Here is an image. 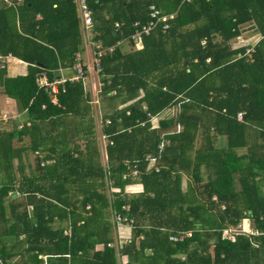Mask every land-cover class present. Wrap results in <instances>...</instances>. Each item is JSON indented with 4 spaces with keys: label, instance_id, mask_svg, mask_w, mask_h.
<instances>
[{
    "label": "trees",
    "instance_id": "trees-1",
    "mask_svg": "<svg viewBox=\"0 0 264 264\" xmlns=\"http://www.w3.org/2000/svg\"><path fill=\"white\" fill-rule=\"evenodd\" d=\"M85 2L102 48L128 40L149 6L174 17L141 36L140 50L100 58L101 80H110L101 102H132L101 118L103 168L81 82L63 83L53 102L35 84L73 64L81 44L73 0L0 5V55L26 64L13 78L0 68V94L26 117L20 126L0 120V264H42L38 255L45 264H119L106 247L117 214L132 220L117 252L125 264H264V237L222 238L243 220L264 233V0ZM244 25L260 40L231 48ZM124 163L136 178L121 180ZM105 180L132 189L107 201Z\"/></svg>",
    "mask_w": 264,
    "mask_h": 264
},
{
    "label": "built area",
    "instance_id": "built-area-1",
    "mask_svg": "<svg viewBox=\"0 0 264 264\" xmlns=\"http://www.w3.org/2000/svg\"><path fill=\"white\" fill-rule=\"evenodd\" d=\"M17 2H21L22 0H16ZM185 2H189L190 0H184ZM77 12L79 14V19H80V24H81V33H82V38L84 41V53H85V58H82L80 53H75L74 54V60H73V64L72 66L69 68L71 75L66 77L63 76L60 72L61 69H58L56 71L57 74L54 75L52 81H48L46 78V74L44 72H41L39 75H36L35 77V84L39 89H42V91L50 98L51 102L54 101V95L57 93L58 91V87L61 86L63 83L69 81V82H73L76 80H79L82 84L83 90L85 88L86 82H88V77H91L90 74H93L94 77H98L101 73V68H100V58L102 56L103 53H111L113 48L108 47V48H102L100 46V44H98L97 42H94L92 40L93 37V33L91 30V26H92V20H91V14H90V10L86 5L85 0H73ZM10 4V3H9ZM173 16L169 15V16H161L159 11L153 7V6H149L148 7V14H147V22L143 25H140V28L138 31H136L135 33H133L130 36V39L132 40V42L134 43H138L141 40V36L143 35H148L151 31H153L157 24H162V29L165 30L168 27V24L166 22H168L169 20L172 19ZM137 25V23H136ZM114 27L117 28L118 24L114 23ZM244 39L242 38H236V47H242L244 46ZM204 44V40L201 41V45ZM248 44V43H246ZM85 45H89L90 46V51L87 54L86 53V46ZM251 50L248 49L246 47L245 49V53H249ZM0 60H1V55H0ZM208 61V60H206ZM0 67H3V65L1 64ZM86 75H88V77H86ZM108 84V82H107ZM106 84V85H107ZM104 85V83L100 82L97 84L98 88H91V95H92V100L89 101V104H91L92 102H97V98L99 96V93L101 92V88ZM109 96H113L114 92H111L108 94ZM125 115L128 116V111L125 112ZM152 118V117H151ZM150 118V119H151ZM236 119L238 121L241 120V113H238L236 115ZM108 121L105 120V123H107ZM106 136H102V138H105ZM124 167H125V172L122 174L123 176V180H125L126 177L131 176L128 173L132 172L133 173H137V171L135 170V168H131L129 167L126 163H124ZM132 169V171L130 170ZM133 177V176H131ZM122 209L124 211H127V207H122ZM113 221L115 224H119V225H124L128 228H130L131 224H132V220H126L124 217L121 218V216H119L118 214L115 215L113 217ZM253 229V228H252ZM226 230V229H225ZM225 230H223L224 232H226ZM222 231V232H223ZM65 233V232H64ZM245 234L249 237H256V236H262L264 237V233L253 229L249 234H246L245 232H243V230L235 232L234 234ZM188 236V234H186ZM233 234H231V239ZM181 237L180 236H170L169 240H171L172 242H175L177 240H180ZM225 239V238H224ZM107 247H110L109 244H107ZM120 247V246H119Z\"/></svg>",
    "mask_w": 264,
    "mask_h": 264
},
{
    "label": "crops",
    "instance_id": "crops-1",
    "mask_svg": "<svg viewBox=\"0 0 264 264\" xmlns=\"http://www.w3.org/2000/svg\"><path fill=\"white\" fill-rule=\"evenodd\" d=\"M2 3L3 4H9L10 0H0V5ZM74 6H75V4H74ZM75 12H76V16L78 18V30H79V34H80V40H81V44H80V47H79L80 49L76 53H80L82 58H85V53L83 51V49H84L83 48L84 47V41H83V38H82L81 24H80L79 14L77 12L76 6H75ZM171 16H173V15H171ZM248 27H249V25L242 26L241 30H240L241 33L237 37H235L234 39H232V40H230L228 42V44L231 46V48H235L236 47L235 40L238 37L244 39L245 40L244 44L248 43V45H250V46H254L256 44V42L260 40V38H261L260 34L248 29ZM85 46H86V53L88 54L89 51H90V46L89 45L88 46L85 45ZM110 47L113 48V50H114L115 47H117L120 50L121 54H128V53H131L133 51L140 50L142 48V43H141V41L138 42V43H134V42H130L129 40L125 39V40L117 41L114 46H110ZM113 50H112V52H113ZM1 64L3 65V69L5 70V75L8 78H13V77H16V76H24L26 74V64L21 62V61H19V60H17V59H15V58H13V57H11V56L2 57V59L0 60V66H1ZM60 73L63 76H66V77L70 76V74H71L69 68L61 69ZM90 76L91 77H88V75H86V77H88V79H89L88 82H86V85H85V88H88V92H86L85 89H84V92L88 96L89 101L92 100L91 88L92 87L95 88V89L98 88L97 84L102 82L101 74L98 77H94L93 74H90ZM107 82H108V84H107ZM109 83H110V80L107 77L104 85L101 88H99V89H101V91H102V88L105 87V86H108ZM111 92H114V91H110L109 93H111ZM100 94H101V92L99 93V95ZM99 98H100V96H98V99ZM131 103L132 102H127L125 104L118 105L115 108L117 103L113 102V103H110L108 106L105 107V111L107 112V114H110L113 110H115V111L116 110H122V109L128 107ZM7 112L9 114H6ZM5 115H8L9 119L12 117V119H10V120H15V119L19 120L20 124H22L26 120L24 112L23 113H18L16 111L14 101L12 99H10V98H7L3 94H0V120L7 119L5 117ZM90 115H91V113H90ZM2 116H4V119L2 118ZM155 119H156V117H155ZM17 124H18V122H17ZM20 124H18V126H20ZM102 136H104L103 133H101V132L99 134L96 133V135H95V145H96V149H97V151L99 153L100 158H101V155H100L101 149L104 151V157H105L104 161L106 162V150H105V148H106V143L109 140H108V137L106 135H105L106 136L105 138H102ZM99 137H100V139L102 138L101 139L102 142H99V140H98ZM215 145L217 147H219V148L224 147L226 145L225 137H220V136L216 137ZM241 153H242V150L236 151V156L237 157L240 156ZM148 159H150V158H148ZM100 161H102V160H100ZM183 184H185V182H183ZM137 189L138 188H135V190H137ZM37 259L41 260L42 264H45V258L43 256L41 257L40 255H38ZM15 260H17V257L16 258L14 257L13 262H15ZM0 263H1V261H0Z\"/></svg>",
    "mask_w": 264,
    "mask_h": 264
},
{
    "label": "rangeland",
    "instance_id": "rangeland-1",
    "mask_svg": "<svg viewBox=\"0 0 264 264\" xmlns=\"http://www.w3.org/2000/svg\"><path fill=\"white\" fill-rule=\"evenodd\" d=\"M235 42H236V40H235ZM84 89H85L86 92H88V88H84ZM96 101L97 102H94V103L92 102L89 107L91 108L90 109L91 116L94 119L95 131H96L97 134H99L100 133V128L102 126L101 118L103 117L104 112H106L105 111L106 103L105 102L102 103L100 98L99 99L97 98ZM6 114H9V113L7 112ZM5 117L7 119H9L8 115H5ZM2 118L4 119V116H2ZM10 119H12V117ZM16 121L18 122V124H20L19 120H16ZM149 124H150V128L151 129L158 128V121L155 118H151L150 121H149ZM101 139L99 137V139H98L99 142H102ZM81 143H82V141H81ZM165 144H166V141H164V143L159 144L158 148L161 149L163 146H165ZM100 155H101V158H100V156H99V158H100V160H102V161H100L101 164H102V167L106 168V162L104 161V159H105L104 151L102 149H101ZM148 158H149V156H146V159H148ZM153 164H154L153 159H149V164H148L147 167L150 168ZM133 168L134 167H132V169ZM132 169H130V170L132 171ZM105 173H106V175H108L107 171ZM128 174L133 176V177L130 176L131 178H136V174L137 173L135 174L132 171V172H129ZM122 178H123V176L121 175V180H123ZM104 182H105V186H108L107 187V191H105V197H106L107 201L112 200L113 192H118L120 194L125 192V193L128 194V192H130V190L132 189L131 187L130 188L129 187L128 188L124 187L122 189L121 188L120 189H114V188H110L109 187V184H110L111 181L105 180ZM261 192H262V194H264V185L261 186ZM99 194H103V193L101 191H99ZM111 220H112L111 223L114 224L115 228L112 229V231H111L112 232V235H111L112 236V242L109 243V246L111 248L118 249L119 246L121 247L125 243V241L130 238L131 228H128V227H126L124 225L115 224L114 221H113L114 220L113 216H111ZM61 226H62V228H65L66 227V223L62 222ZM64 230H65L64 231L65 233H63V234L67 235L68 234V230H66V229H64ZM241 230H243V232H245L246 234H249L253 229H252V226H251L249 221H246V222L241 221L236 227H229V228H227L225 230L226 232L223 231L222 232V238L231 239V234H234L235 232H238V231H241ZM147 253H148V251H147ZM115 255L117 256L119 264H125L127 262V259L124 256H120V255H117V254H115Z\"/></svg>",
    "mask_w": 264,
    "mask_h": 264
},
{
    "label": "clouds",
    "instance_id": "clouds-1",
    "mask_svg": "<svg viewBox=\"0 0 264 264\" xmlns=\"http://www.w3.org/2000/svg\"><path fill=\"white\" fill-rule=\"evenodd\" d=\"M73 3H74V2H73ZM128 40H129L130 42H132V40H131L130 38H129ZM5 57H6V56H5ZM1 59H2V56H1ZM0 68H3V67H0ZM41 90H42V89H41ZM122 174H123V173H122ZM122 174H121V175H122ZM124 207H126V206H124ZM246 221H247V220H243V222H246ZM246 236H247V235H246ZM247 237H249V236H247ZM107 244H109V243H107ZM106 247H107V245H106ZM107 248H111V247H107ZM119 249H120V247H119L118 249H115L114 252L117 254V252H118Z\"/></svg>",
    "mask_w": 264,
    "mask_h": 264
},
{
    "label": "water",
    "instance_id": "water-1",
    "mask_svg": "<svg viewBox=\"0 0 264 264\" xmlns=\"http://www.w3.org/2000/svg\"><path fill=\"white\" fill-rule=\"evenodd\" d=\"M209 28H210V30H211V32H212V25H209Z\"/></svg>",
    "mask_w": 264,
    "mask_h": 264
}]
</instances>
